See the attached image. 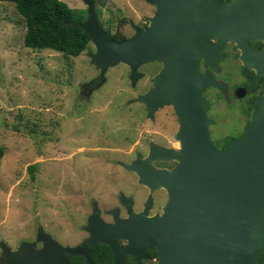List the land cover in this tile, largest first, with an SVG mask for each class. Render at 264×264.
<instances>
[{
  "label": "water",
  "instance_id": "obj_1",
  "mask_svg": "<svg viewBox=\"0 0 264 264\" xmlns=\"http://www.w3.org/2000/svg\"><path fill=\"white\" fill-rule=\"evenodd\" d=\"M83 1L88 13L79 25L92 39L91 61L101 68L102 76L110 66L124 63L135 85L141 64L154 59L163 63L153 78L155 85L136 99L149 106L151 115L159 104L173 103L181 147L153 145L149 156L137 151L132 161H120L151 194L141 211L134 210L133 196L122 194L120 203L128 215L121 216L119 207L109 209L111 222L103 219L96 205L86 226L90 245H64L40 229L36 240L22 241L16 248L2 240L0 264H73L69 257L77 254L95 264L91 252L103 243L111 246L115 264H127L126 254L139 256L148 247H155L159 254L156 264H260L264 251V98L258 100L261 108L255 110L246 134L217 149L208 131L207 100L202 93L216 81L208 72L201 74L199 58L216 66L217 58L212 57L219 52V44L232 41L242 49L244 63L264 74V49H253L249 43V38L264 41V0H161L159 12L169 28L161 29L160 19L154 18L145 31L138 30L122 41L100 25L95 0ZM177 30L188 32L187 38L181 41L172 36ZM213 34L220 37L216 46L209 41ZM178 40L180 44L171 43ZM247 53L255 55V62ZM192 128L197 129L187 134ZM156 160L177 164L159 167ZM161 188L168 200L162 212L150 214L152 194ZM124 238L128 243L121 248L117 241Z\"/></svg>",
  "mask_w": 264,
  "mask_h": 264
},
{
  "label": "rangeland",
  "instance_id": "obj_2",
  "mask_svg": "<svg viewBox=\"0 0 264 264\" xmlns=\"http://www.w3.org/2000/svg\"><path fill=\"white\" fill-rule=\"evenodd\" d=\"M64 1L87 7L83 0ZM95 6L106 29L126 34L129 18L136 22L152 9L145 0H95ZM25 32L15 5L0 0V256L2 240L16 248L36 240L40 229L64 245L80 243L89 235L92 201L108 213L122 209L121 194L133 196L135 209L148 194L138 175L120 164L137 157L140 132L138 81L132 84L129 67L110 66L104 85L89 100H78L80 83L98 73L93 43L79 56H66L25 46ZM141 121L142 128L150 125ZM163 190L155 193L158 203Z\"/></svg>",
  "mask_w": 264,
  "mask_h": 264
},
{
  "label": "flooded vegetation",
  "instance_id": "obj_3",
  "mask_svg": "<svg viewBox=\"0 0 264 264\" xmlns=\"http://www.w3.org/2000/svg\"><path fill=\"white\" fill-rule=\"evenodd\" d=\"M145 1L147 4L150 5V7L148 8H152L151 14L145 15L136 22L132 18H129L130 26L129 31H127V34L124 33V31H120V36L123 38V40L132 37L134 34H136L138 30L145 31L154 18L160 19L161 29L167 30L169 28L168 24L162 20L165 18V16H162V14L159 12V2L161 0ZM86 8L88 9V5ZM100 23V25L106 31H111V34L113 36L112 29L110 30V27L108 26V28L106 29L104 27V23L101 20ZM171 35L180 38V40L182 41L183 39L187 38L188 32L184 33V30H182V32L177 30L176 33L172 32ZM181 41H171V43L178 42L177 44H180ZM209 41L216 46V44L220 41V37L218 35L213 34L212 36H210ZM249 43L252 45L253 49H264V41H254L253 38H249ZM242 53V49H240L235 42L228 41L223 44H219V52H215L214 57H212L213 59L217 58L216 66L206 64L205 57L199 58V70L201 74L204 76L208 72L212 79L216 81V84H210L206 86L203 89L202 93L207 100L206 114L208 122V131L214 142L215 147L219 150L224 149L231 141L238 140L246 134L255 110L257 108H261V105L258 103V100L264 98V74L260 73L256 66L246 65L243 59L241 58ZM218 54L219 57L217 56ZM247 56L250 61L255 62L256 57L253 53H247ZM124 65L126 66V64ZM162 67L163 63L156 59L148 60L138 67V71L141 73L140 78L137 82V87L139 90L138 96L147 93L149 89H151V87L155 85L153 78ZM97 70L98 73L95 76L91 77L89 80L83 83H80L78 100H89L90 97L104 85L102 83L103 77L101 75V69L97 68ZM145 81L148 82V84L143 87ZM139 103L141 106L140 113L138 112L140 122L137 126V130L138 132H140L139 139L137 140L138 146L135 149V154L137 153V151H139L144 156H149L152 151L153 145L174 147L179 149L181 147V144L180 141L177 139L176 135L180 129V123L173 103L164 102L159 104L158 108L152 115L149 114V106L146 103L141 101H139ZM170 117H174V121L173 123L171 122V124L167 125ZM142 118H146V120L150 122V125L148 127L142 128ZM164 122H166V124ZM142 129H144V131H142ZM196 129L197 128L189 129L187 134ZM145 133L146 135H144ZM171 137L174 139V141L170 140ZM154 164L159 167L172 168L177 164V161L156 160L154 161ZM145 187L146 189H148L146 199L144 200L142 207L139 209H135L134 202L133 207L135 211H141L144 209L145 203L151 194L150 188L148 186ZM162 189L163 188L157 189L152 194L153 204L149 212L150 214L162 212V208L168 200L167 191L164 189L165 191H163L165 194V199L163 202L158 203L159 200L156 199L155 193L156 191H161ZM92 202V212L95 206L97 205L100 209L103 219L109 222L113 221V215L109 213V211L107 213L106 210H101L98 202ZM155 205H158L157 208L152 210ZM122 209L124 210V213ZM122 209H120L121 216H127L128 214L126 207L122 205ZM105 213L110 215V220H107L104 217ZM87 238L88 237H85L86 240L84 239L80 243H72L69 245H90L89 243H87ZM127 243V238L119 239L117 241V245L121 248L124 247ZM109 247L112 251L110 245ZM94 249L95 247L93 248L92 252L94 251ZM81 256L84 257L83 255ZM158 259L159 254L155 247L146 248L144 253L139 256L133 253L126 254L125 256L127 264H156Z\"/></svg>",
  "mask_w": 264,
  "mask_h": 264
},
{
  "label": "trees",
  "instance_id": "obj_4",
  "mask_svg": "<svg viewBox=\"0 0 264 264\" xmlns=\"http://www.w3.org/2000/svg\"><path fill=\"white\" fill-rule=\"evenodd\" d=\"M11 2L22 16L26 32L25 46L34 50L51 49L62 52L66 56H79L92 42L91 37L79 25L88 13L87 8L70 6L64 0H1ZM120 29H116L113 37L119 41ZM5 147L0 144V171ZM36 165H30L33 175ZM95 264H114L112 251L107 244L95 247L91 254ZM264 264V251L260 255ZM73 264H87L81 255L70 256Z\"/></svg>",
  "mask_w": 264,
  "mask_h": 264
}]
</instances>
